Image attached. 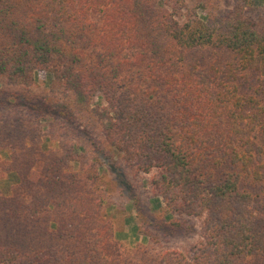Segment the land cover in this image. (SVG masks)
I'll return each mask as SVG.
<instances>
[{"label": "trees", "instance_id": "obj_1", "mask_svg": "<svg viewBox=\"0 0 264 264\" xmlns=\"http://www.w3.org/2000/svg\"><path fill=\"white\" fill-rule=\"evenodd\" d=\"M232 2L199 15L184 0H0V78L29 86L46 72L81 112L99 96L104 141L153 173L151 194L176 211L156 231L196 225V241L160 251L157 264H264V1ZM49 109L32 112L34 125L0 119L13 164L26 159V133L39 149L38 121L59 115ZM55 149L41 153L36 181L33 166L20 167L26 194L0 196V264H149L157 234L136 251L113 238L102 200L114 181L101 156L82 162L80 177Z\"/></svg>", "mask_w": 264, "mask_h": 264}, {"label": "rangeland", "instance_id": "obj_2", "mask_svg": "<svg viewBox=\"0 0 264 264\" xmlns=\"http://www.w3.org/2000/svg\"><path fill=\"white\" fill-rule=\"evenodd\" d=\"M184 1L189 5H197L196 10L199 15L208 10L221 12L230 8L233 3L232 0H203L201 3H199L200 0ZM254 1L256 5L263 7L264 0ZM49 78L48 73L40 71L29 86L22 83H8L5 79L0 78V98L8 100L7 105H0V119L8 115L11 117L19 116L28 123V118L31 117V124L34 125L37 122V118L34 117L35 114L32 113L34 110H45L46 108H50L51 112H58L59 110L58 117L52 119L49 125L44 120L38 121L41 129L40 136L42 137L39 149L38 141L34 138L37 134L34 133L32 137L26 133V143L24 144L26 149L23 151L26 156L25 160H17L13 164L9 151L4 149L0 151V196L8 198L15 194H26L28 190L25 185L20 183L17 172H20V167L27 169L29 166H33L34 170L31 171L30 177L36 181L43 170L44 157L41 153L46 152V150L56 148L54 153L61 157V154L70 157V160L67 158L68 161L67 159L63 161L67 162L70 170L80 177L82 173L78 170L82 162L90 163L93 156L100 155L104 161L100 172H107L113 178L112 182L114 181L108 191L109 198L105 195L102 200V210L111 223L113 238L121 248L136 251L139 247H146L151 235L156 236L157 234L160 242L156 247V252L149 251L146 256L149 259V264H157L160 251L183 250V248L192 245L197 239L196 225H192L193 227L184 226L181 230H174L168 235L163 234L162 230L156 231L155 228L161 221L171 222L176 219V211L169 208L161 196L154 197L151 194L148 182L154 175L153 173L151 175L135 172L133 160L129 157H123L104 141L98 124L105 118L103 108H106L107 105L102 102L99 96H94L90 101V109L92 110L81 112L73 96L71 99L65 98L60 93L59 88L52 89L49 87L47 83ZM9 93H15V96H9ZM12 102H15L16 105L12 106ZM62 103H68L72 112L67 109L68 112L65 111L64 114L62 108L58 107ZM56 105V110H53ZM59 142L60 147L58 148ZM73 144H76V148H73L74 151L72 150L71 154L69 148L67 152L62 150L64 145L71 146ZM81 144L84 145L85 152L80 146ZM85 153L89 156L86 157ZM2 212L0 209V219H2ZM31 233L37 242L45 239L42 225L33 227ZM0 239L1 242L6 239L2 225H0ZM138 256L141 257V253ZM258 262V260H251L249 264H259Z\"/></svg>", "mask_w": 264, "mask_h": 264}]
</instances>
